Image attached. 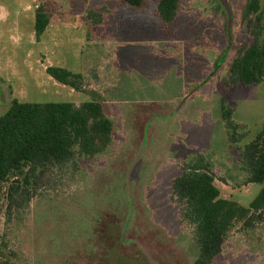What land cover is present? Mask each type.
<instances>
[{"label":"rangeland","instance_id":"374dc122","mask_svg":"<svg viewBox=\"0 0 264 264\" xmlns=\"http://www.w3.org/2000/svg\"><path fill=\"white\" fill-rule=\"evenodd\" d=\"M246 3L182 0L164 25L151 1L0 0V116L13 99H96L113 126L104 152L76 156L36 189L0 184V264H194L193 227L170 185L197 157L221 199L249 207L261 185L246 184L239 154L264 127V78L228 83L240 48L264 45V0L244 20ZM36 8L49 20L39 41ZM47 67L81 74L83 90L58 84ZM211 264H264V218L253 228L233 222Z\"/></svg>","mask_w":264,"mask_h":264},{"label":"trees","instance_id":"16d2710c","mask_svg":"<svg viewBox=\"0 0 264 264\" xmlns=\"http://www.w3.org/2000/svg\"><path fill=\"white\" fill-rule=\"evenodd\" d=\"M130 8L154 3L158 19L171 25L182 0H124ZM221 2V0H218ZM258 0H247L243 17L257 14ZM259 17H257V20ZM48 16L36 8L34 35L36 41L45 32ZM46 74L58 84L74 91L83 90V77L60 67H47ZM264 78V45L256 40L243 45L232 59L228 83L243 86L260 83ZM91 96H97L90 92ZM221 117L235 142L236 125L225 108ZM113 126L105 117L103 103L91 100L72 103H21L11 100L8 110L0 116V184L12 180L16 193L20 185L38 187L54 169L73 167L76 156L93 158L112 143ZM76 148V152H75ZM240 169L246 184H259L261 189L249 207L221 199L214 186V176L204 159L182 167L170 185L171 193L182 205V216L193 227L198 254L194 264H211L222 252L223 243L233 222L239 220L247 228L264 218V127L245 144L239 154ZM263 216V218H262Z\"/></svg>","mask_w":264,"mask_h":264},{"label":"water","instance_id":"95a60500","mask_svg":"<svg viewBox=\"0 0 264 264\" xmlns=\"http://www.w3.org/2000/svg\"><path fill=\"white\" fill-rule=\"evenodd\" d=\"M224 0H221V2L223 3Z\"/></svg>","mask_w":264,"mask_h":264},{"label":"crops","instance_id":"0c3cea01","mask_svg":"<svg viewBox=\"0 0 264 264\" xmlns=\"http://www.w3.org/2000/svg\"><path fill=\"white\" fill-rule=\"evenodd\" d=\"M247 185H249V184H247Z\"/></svg>","mask_w":264,"mask_h":264}]
</instances>
